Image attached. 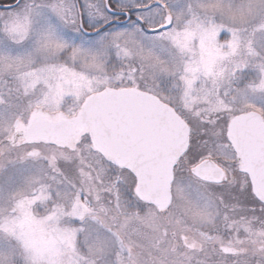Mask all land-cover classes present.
<instances>
[{"label":"snow or ice","instance_id":"6c2138e0","mask_svg":"<svg viewBox=\"0 0 264 264\" xmlns=\"http://www.w3.org/2000/svg\"><path fill=\"white\" fill-rule=\"evenodd\" d=\"M0 264H264V0H0Z\"/></svg>","mask_w":264,"mask_h":264}]
</instances>
